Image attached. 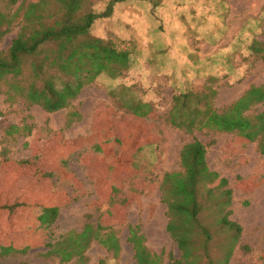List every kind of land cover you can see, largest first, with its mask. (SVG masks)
<instances>
[{"label":"rangeland","instance_id":"rangeland-1","mask_svg":"<svg viewBox=\"0 0 264 264\" xmlns=\"http://www.w3.org/2000/svg\"><path fill=\"white\" fill-rule=\"evenodd\" d=\"M110 1L96 3L94 10L104 12ZM125 5L120 14L118 9L115 14L116 4L110 17L99 19L92 36L112 39L121 48L133 43L130 68L117 79L101 75L82 90L73 103L81 120L70 125L72 109L48 114L23 98L0 94V187L4 184L5 194L0 202H14L18 186L38 183L43 199L59 205L53 243L69 232L80 233L87 222L115 229L120 254L93 242L85 264H137L128 242L130 226L141 228L149 250L163 253L167 264L170 255L181 253L167 231L161 184L166 173L182 170V148L198 140L206 146L210 169L228 180L229 219L242 228L230 264H264V156L257 144L227 133L190 134L165 120L173 96L189 88L197 93L212 87L214 105L223 108L250 86L264 84V60L250 51L254 41L264 42V0H134ZM16 33L5 37L3 49ZM139 102L151 104L162 118L135 117L131 107ZM10 126L20 131L8 134ZM63 150L67 162H52L54 152ZM20 172L22 181L10 189ZM206 213L212 224L217 217ZM3 218L7 226L1 228L0 243L27 239V221H22L27 213L20 208ZM46 242L26 254L0 258V264H59L47 255Z\"/></svg>","mask_w":264,"mask_h":264},{"label":"trees","instance_id":"trees-1","mask_svg":"<svg viewBox=\"0 0 264 264\" xmlns=\"http://www.w3.org/2000/svg\"><path fill=\"white\" fill-rule=\"evenodd\" d=\"M101 1L0 0V94L23 98L48 114L72 109L70 125L81 120L73 103L82 90L101 75L120 77L130 68L131 55L136 51L129 41L121 40L122 45L130 43L129 47L121 48L112 39L92 36L96 22L110 17L115 5L127 0H112L104 12H96L95 4ZM18 2L12 12L10 8ZM15 30L17 33L10 45L3 49L5 37ZM250 51L264 60V42L254 41ZM216 95L210 86L202 92L195 93L189 88L176 94L165 120L190 134L195 131L233 134L246 143L257 144L259 154L264 156V84L250 86L223 108L214 105ZM131 111L143 120L162 118L148 103H135ZM2 115L0 110V118ZM9 129L8 134L20 131L17 126ZM122 145L125 144L122 142ZM115 148L117 156L120 153ZM99 151L102 153L100 148ZM67 159L64 150L55 151L51 156L52 162L58 164L66 163ZM180 163L182 170L166 173L161 184L162 200L167 206V231L181 253L178 258L170 255L167 264H230L240 243L242 228L229 219L232 190L227 187L228 180L210 169L206 146L198 140L182 148ZM21 176L20 172L11 179L10 189L15 181L20 184ZM18 187L14 202H0V237L1 228L7 226L4 214L20 208L28 215L22 221H27L29 236L22 242L0 243V258L26 254L29 248L44 240L49 249L47 255L57 258L59 264H85V253L93 242L115 256L120 254L121 241L115 229L89 222L80 233L69 232L53 243L59 205L50 198L43 199L38 183L31 188ZM3 188L4 184L0 187V199L5 196H1ZM206 212L217 217L212 224L206 220ZM222 237L225 239L221 248ZM128 242L137 264H166L163 253L154 254L149 250L139 226L129 227ZM241 249L250 252L247 246Z\"/></svg>","mask_w":264,"mask_h":264},{"label":"crops","instance_id":"crops-1","mask_svg":"<svg viewBox=\"0 0 264 264\" xmlns=\"http://www.w3.org/2000/svg\"><path fill=\"white\" fill-rule=\"evenodd\" d=\"M131 2H134V0H127V1H125V2H122V3H118L117 4V6H116V12H115V14L117 15V9H118V12H119V14H120V12H121V9L122 8H126V6H128V5H125V4H127V3H130L131 4ZM119 7V8H118ZM153 8V7H152ZM153 11H156V8L154 9H152Z\"/></svg>","mask_w":264,"mask_h":264}]
</instances>
